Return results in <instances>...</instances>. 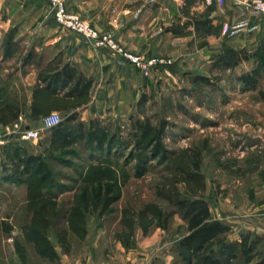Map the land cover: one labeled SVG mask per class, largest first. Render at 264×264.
<instances>
[{
	"label": "rangeland",
	"instance_id": "1",
	"mask_svg": "<svg viewBox=\"0 0 264 264\" xmlns=\"http://www.w3.org/2000/svg\"><path fill=\"white\" fill-rule=\"evenodd\" d=\"M4 1L0 8L12 21L0 28V127L23 114L40 128L48 109L61 115L63 130L41 129L35 141L14 140L0 149V264H59L36 252L42 233L53 249L76 256L86 236L141 239L157 225L165 231L164 242L148 264H209L211 258L219 264H264V235L249 231L242 230L238 240L229 229L195 253L179 247L181 239L169 242L187 227L179 200L203 198L210 210L215 197L228 196L234 204L233 197L264 183L260 48L204 47L210 31L199 26L196 42L142 55L102 30L126 52L158 62L145 75L125 56L105 49L138 70L146 79L143 90L139 82V91L124 99L117 92L96 99L92 83L82 96L72 86H51L55 97L68 98L67 107L42 90L50 86L49 61L62 58L56 47H65L62 39L74 32L56 23L46 0L18 6L17 16L11 10L18 0ZM222 5L218 1L220 10ZM223 24L214 25L215 38L229 34ZM228 49L244 50L248 58L224 66L220 57ZM242 75L251 82L241 81ZM34 105L42 113L33 114ZM83 189L84 229H70L83 220H67L74 205L82 208L83 196L76 194ZM243 239L244 247L234 246L232 256L221 254L223 243Z\"/></svg>",
	"mask_w": 264,
	"mask_h": 264
},
{
	"label": "crops",
	"instance_id": "2",
	"mask_svg": "<svg viewBox=\"0 0 264 264\" xmlns=\"http://www.w3.org/2000/svg\"><path fill=\"white\" fill-rule=\"evenodd\" d=\"M63 1L67 10L78 13L101 30L111 31L125 50L136 54L151 55L161 53L165 47L196 42L199 26L210 31L206 32L209 34H206L204 47L248 48L254 51L264 42V15H248L242 9L243 0H224L221 10L217 6L219 0ZM4 2L0 0V7ZM36 2L18 0L17 11L11 10V13L17 16L20 8L35 6ZM153 3L157 5L153 6ZM10 21L11 15L5 14L2 9L0 28H7ZM221 22L229 24V34L215 38L213 27ZM62 42L65 47H56L58 50L55 53L57 57H62L61 61L53 62L52 57L49 61L52 66L46 69L49 78L56 75L64 65H69L76 70L77 76L91 80V91L96 99L105 96L111 98L113 92L119 93L120 99H124L127 93L139 91V82L143 90L146 79L123 57L105 49L92 48L84 38L71 32L64 36ZM233 199L235 203L230 204L227 202L230 201L228 196L215 197L210 207V220L229 226V236H233V239H238L242 230L264 235V183L255 182L251 193ZM187 234V227L182 228L178 237L172 235L169 242L182 239ZM144 235L141 239L117 236L107 239L99 234L86 236L76 256L65 250L62 252L61 247L58 249L54 246V250L59 264H148L161 249L165 231L157 225L149 234Z\"/></svg>",
	"mask_w": 264,
	"mask_h": 264
},
{
	"label": "trees",
	"instance_id": "3",
	"mask_svg": "<svg viewBox=\"0 0 264 264\" xmlns=\"http://www.w3.org/2000/svg\"><path fill=\"white\" fill-rule=\"evenodd\" d=\"M259 59L261 60V67L264 68V42L262 43L261 47H259ZM241 53L243 54V58L241 56ZM248 58L247 52L244 50L237 51L234 49H228L222 57H220V61L224 66H234L239 63L240 60ZM241 81L244 82H251V77L249 75H242L239 77ZM49 85L44 88L43 95L48 94L53 96V100H56L58 103L62 105H65L68 107V104L65 103V100L68 98H65V96L61 97H55L53 92V86L59 85L61 87H69L72 86V89L74 90L76 96H82L87 93L91 86V80L84 78L82 76L76 75V70L69 65H64L54 76H51L49 78ZM73 84L71 85V83ZM52 86V87H51ZM32 113H42L43 108H41L39 105H34L32 108ZM48 109H45L43 112L45 115L47 114ZM62 122V121H61ZM55 129L57 132H62V123H60L58 126L52 128ZM112 185L109 187L111 188ZM110 189H108L109 193ZM83 196L79 199L80 203L84 202L81 206L79 204L74 205L72 209L69 211L68 219L67 220H74L77 216L81 217L83 220L80 221L81 224L79 226L75 225L74 223L70 224V229H84V222L86 220L84 219V214L87 211L86 208H88V205L86 204L87 199V189L81 190L79 193L76 194V196ZM46 203H43L45 206ZM106 206V205H105ZM178 208L180 212L182 213V216L186 218L187 220V230L188 234L184 236L180 242L179 247H183L187 252L195 253L211 241L212 239H215L218 237L219 234L227 233L230 229L229 226L226 224H223L219 221L210 220L211 214L209 210L208 203L203 198H187L184 200L178 201ZM159 214V213H158ZM160 215V214H159ZM158 216V215H157ZM38 228L41 226H37ZM41 239L38 238L37 244H36V252L42 256V257H48L49 260L50 257H53L52 259H56V253L52 246L48 243V240L46 238V235L44 233L41 234ZM41 240V241H40ZM40 244H39V243ZM43 242V244H42ZM39 245V246H38ZM240 245L241 248L244 247L245 242L244 239L241 241L236 242H225L222 245L221 248V254H227L232 256L233 248L234 246ZM48 252V253H47ZM189 254V253H188ZM186 260L188 261L189 255L186 256ZM208 257H205V260H208ZM209 264H219V261H217L214 258H211Z\"/></svg>",
	"mask_w": 264,
	"mask_h": 264
},
{
	"label": "built area",
	"instance_id": "4",
	"mask_svg": "<svg viewBox=\"0 0 264 264\" xmlns=\"http://www.w3.org/2000/svg\"><path fill=\"white\" fill-rule=\"evenodd\" d=\"M223 1L219 0L221 3ZM46 2L56 23L83 37L92 48L108 49L113 53L125 56L145 75L148 74L150 67L158 62L155 58L145 59L142 56L126 52L116 43L111 32L102 31L83 19L78 13L67 10L63 0H46ZM243 2L244 9L251 16L264 15V0H243ZM222 30L223 33H227L229 24L224 23ZM61 121L62 118L58 112H50L41 117L40 128H33L27 123L25 115L19 114L14 121L0 127V149L14 140L20 142L35 141L40 137L41 129H52L58 126Z\"/></svg>",
	"mask_w": 264,
	"mask_h": 264
}]
</instances>
